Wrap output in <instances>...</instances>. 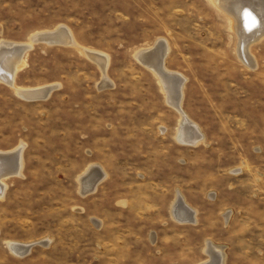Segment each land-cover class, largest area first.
I'll list each match as a JSON object with an SVG mask.
<instances>
[{
  "label": "rangeland",
  "instance_id": "obj_1",
  "mask_svg": "<svg viewBox=\"0 0 264 264\" xmlns=\"http://www.w3.org/2000/svg\"><path fill=\"white\" fill-rule=\"evenodd\" d=\"M232 23L213 0H0V42L60 26L75 40L34 42L14 74L47 98L0 79V152L22 148L3 180L0 264H201L208 241L221 264H264V33L249 66ZM158 41L186 79L197 144L176 139L180 113L137 58ZM92 164L106 176L83 194ZM178 194L195 222L172 215Z\"/></svg>",
  "mask_w": 264,
  "mask_h": 264
},
{
  "label": "bare ground",
  "instance_id": "obj_2",
  "mask_svg": "<svg viewBox=\"0 0 264 264\" xmlns=\"http://www.w3.org/2000/svg\"><path fill=\"white\" fill-rule=\"evenodd\" d=\"M213 2H216L219 5V8H223L228 14L229 19L233 22L232 24L236 30L235 32H237L236 34H238V37L240 38V59L242 58V60L249 66H256L249 53V46L253 41H257L256 39L260 38L264 33V0H213ZM250 28H253V30L249 31ZM245 30H247L248 33L245 32ZM39 41H52V43L63 42L68 45L75 44L71 31L65 26L57 27L52 31L35 33L28 43L18 44L7 43L4 41L0 42V79L10 84L17 93L26 98H44L52 91V89H54L50 86L37 92L17 87L14 82V74L22 65L24 54L32 47L34 42ZM168 51L169 48L166 43H164V41H158L155 47L147 50H140L137 53V58L157 74L162 84V88L166 93L167 102L174 106L180 113L181 117L176 132V139L185 144H197V142L203 138V134L199 128L200 126L190 120L180 106L182 86L186 79L180 73L174 72L165 66V58ZM105 77L107 76L105 75ZM38 89L40 90V88ZM21 154L22 148H17L15 151L10 152H0V196L3 195L5 189L4 178L12 174L20 173V168L22 166ZM105 176L106 173L101 167L95 164L90 165L80 178L82 193L84 194L93 191L99 181ZM178 205H185L180 194H178L177 200L172 208V213L177 220L195 221L194 210H190V216H187V214L184 213L180 215V213L175 212ZM49 242V240H46L41 243L48 244ZM33 244L34 243L10 242L9 245L15 253L24 255L30 251ZM206 252L210 256V259L201 264L222 263V251L220 247L215 246L211 241L207 242Z\"/></svg>",
  "mask_w": 264,
  "mask_h": 264
},
{
  "label": "crops",
  "instance_id": "obj_3",
  "mask_svg": "<svg viewBox=\"0 0 264 264\" xmlns=\"http://www.w3.org/2000/svg\"><path fill=\"white\" fill-rule=\"evenodd\" d=\"M237 170H239V169H237ZM180 196L182 197V199H183V201H184V204L187 205V206H185V205H184V206H183V205H182V206H179V205H178L177 208H176V211H175V212H176V213H180V215L184 213V214H187V216H190V214H191V213H190V210H192V211L194 210V211H193V212H194V218H195V221H196V210L186 202V200H185V198H184L183 195L180 194ZM176 200H177V199H176ZM176 200H175V201H176ZM174 203H175V202H174ZM174 203H173V204H174ZM180 203H181V202H180ZM181 204H183V203H181ZM183 207H184V208H183ZM188 207H189V208H188ZM172 208H173V205H172ZM182 209H183V211H182ZM185 209H187V210H185ZM180 210H181V211H180ZM184 210H185V212H184ZM171 212H172V209H171ZM172 215L174 216L173 213H172ZM174 218H175V216H174ZM176 220H177V219H176ZM178 221H180V220H178ZM195 221H180V222H195Z\"/></svg>",
  "mask_w": 264,
  "mask_h": 264
},
{
  "label": "water",
  "instance_id": "obj_4",
  "mask_svg": "<svg viewBox=\"0 0 264 264\" xmlns=\"http://www.w3.org/2000/svg\"><path fill=\"white\" fill-rule=\"evenodd\" d=\"M251 30H253V28H250L249 29V31H251ZM245 32H247L248 33V31L247 30H245ZM41 40V39H40ZM43 40V39H42ZM45 42H50V43H52V41H45ZM54 44H59L58 42H54Z\"/></svg>",
  "mask_w": 264,
  "mask_h": 264
}]
</instances>
